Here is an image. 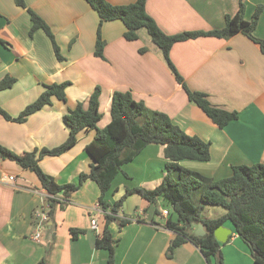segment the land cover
Returning <instances> with one entry per match:
<instances>
[{"label": "crops", "instance_id": "obj_1", "mask_svg": "<svg viewBox=\"0 0 264 264\" xmlns=\"http://www.w3.org/2000/svg\"><path fill=\"white\" fill-rule=\"evenodd\" d=\"M127 4L135 0H107ZM26 5L50 26L62 55L57 58L47 33H30L31 14L16 0H0V81L14 79L0 90V107L12 118L38 99L46 86L69 81L66 100L53 98L25 120L8 119L0 112V144L16 153L54 148L64 143L70 128L64 115L88 98L99 86V128L111 121L114 91H130L148 108L165 112L187 134L210 142L207 161L184 159L183 167L209 180L232 175L239 164L264 163V53L260 45L240 32L230 38L200 36L174 44L170 57L188 87L205 92L210 101L238 118L218 126L194 101L170 69L162 49L146 28L138 39L127 40L121 20L105 21L101 33L104 53L95 54L100 18L86 0H25ZM244 4V18L252 20L261 8L254 35L264 39V0H147L146 9L167 34L223 28L228 15ZM96 128L79 134L75 145L56 156L40 160L42 169L60 184L78 183L89 172L93 158L86 146ZM165 146L152 143L134 160L125 163L106 201L111 205L128 189L156 188L166 175ZM13 176V180H9ZM52 218L41 222L36 211L46 209L48 192L34 171L11 159H0V264H108L109 252L96 246L104 228L100 188L87 180L65 200L58 195ZM170 204L160 197L154 203L141 195H129L118 209V219L109 228L115 239L116 264H208L202 251L184 242L167 254L174 232L167 228ZM226 213L217 205H205L203 216L216 218ZM98 219V230L91 226ZM119 218L130 222L121 225ZM82 229L77 238L71 230ZM198 225L194 226L196 230ZM40 232V238L33 235ZM224 264H257L234 225L227 221L219 231Z\"/></svg>", "mask_w": 264, "mask_h": 264}, {"label": "trees", "instance_id": "obj_2", "mask_svg": "<svg viewBox=\"0 0 264 264\" xmlns=\"http://www.w3.org/2000/svg\"><path fill=\"white\" fill-rule=\"evenodd\" d=\"M98 13L100 22L97 32L95 54L102 57L105 41L101 28L105 21L121 20L126 31L127 40L138 39V30L146 28L152 40L163 51L164 57L174 73L177 81L182 84L191 101L197 103L207 115L220 127L238 118V111H229L214 105L207 93L188 87L184 78L178 72L171 60L170 52L175 43L200 36H216L230 38L237 33H244L260 45L264 53V39L254 35L261 8L258 7L252 20L244 18V4L241 2L238 12L226 17L223 28L212 30L183 31L176 34L165 33L156 20L146 9L147 0H135L127 4H112L107 0H86ZM16 3L27 8L31 14L32 27L30 33L42 28L50 37L57 58L61 59L59 47L54 34L46 21L34 10L30 9L25 0ZM14 79L5 77L0 81V90L10 87ZM69 81L53 83L46 86L45 91L36 101L26 106L19 116L12 118L0 107V112L8 119L23 121L26 117L45 105L51 104L53 98L66 100V87ZM101 88L97 86L88 98L87 107L79 102L74 109L67 112L63 119L70 128L67 140L54 148L35 149L30 152L16 153L0 144V159H11L21 167L34 171L42 187L48 192L46 199L49 205L48 218H52L60 193L67 200L72 192L78 190L87 180L95 181L100 188V205L104 210V228L96 238V246L109 252L108 264H116L115 239L109 228L112 221L118 219V209L126 197L139 194L149 202L154 203L162 197L170 204L167 228L174 232L167 254L173 256L174 249L184 242H192L206 257L208 264H224L221 244L215 236V230L230 221L239 236L248 245L257 264H264V163L252 165L239 164L232 168V175L221 179L209 180L198 172L192 171L180 164L181 160L194 159L207 161L210 159V142L187 134L176 125L168 114L147 107L143 101L135 99L130 91H114L111 100V121L103 128L97 123L102 117L100 112ZM89 128H96V135L87 144L86 150L93 158L89 172L80 174L78 183H58L55 178L46 173L40 160L45 156H56L64 153L75 145L79 134ZM156 143L165 146L166 175L154 189L134 187L126 194L110 204L105 197L111 189L113 180L122 172V167L149 144ZM205 205L224 207L226 213L216 218H205ZM120 224L130 222L119 218ZM202 223L206 234H195L194 226ZM83 230L73 228V238H77ZM36 264H46L42 259Z\"/></svg>", "mask_w": 264, "mask_h": 264}, {"label": "built area", "instance_id": "obj_3", "mask_svg": "<svg viewBox=\"0 0 264 264\" xmlns=\"http://www.w3.org/2000/svg\"><path fill=\"white\" fill-rule=\"evenodd\" d=\"M13 179H14V177L10 176L9 180H13ZM48 211H49V205H47L46 209L41 208V210L36 211V215L40 216L42 223L49 219L48 218ZM163 214L168 215L169 214L168 210L164 209ZM91 226L95 230H98V219L96 217L92 218ZM33 237H34V239H39L40 238V232L34 233Z\"/></svg>", "mask_w": 264, "mask_h": 264}, {"label": "water", "instance_id": "obj_4", "mask_svg": "<svg viewBox=\"0 0 264 264\" xmlns=\"http://www.w3.org/2000/svg\"><path fill=\"white\" fill-rule=\"evenodd\" d=\"M220 229H222V225L219 226L216 230H215V236L216 238L221 241V242H225L227 239H228V235L226 238H222L220 235H219V231ZM195 234L198 235V236H203L206 234V229L204 227V225L202 223H199L198 224V228L195 230Z\"/></svg>", "mask_w": 264, "mask_h": 264}]
</instances>
